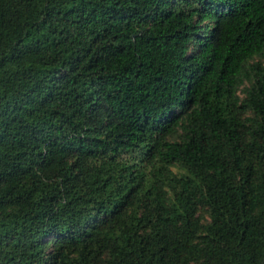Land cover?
<instances>
[{"label":"trees","instance_id":"16d2710c","mask_svg":"<svg viewBox=\"0 0 264 264\" xmlns=\"http://www.w3.org/2000/svg\"><path fill=\"white\" fill-rule=\"evenodd\" d=\"M0 264H264V0H0Z\"/></svg>","mask_w":264,"mask_h":264},{"label":"rangeland","instance_id":"374dc122","mask_svg":"<svg viewBox=\"0 0 264 264\" xmlns=\"http://www.w3.org/2000/svg\"><path fill=\"white\" fill-rule=\"evenodd\" d=\"M239 96L242 97V94L239 93ZM196 218H197L199 224H201V225H204V224H206L208 222L207 211H206V209L204 207H202V206H198L197 207V209H196ZM98 263H101V261L98 262Z\"/></svg>","mask_w":264,"mask_h":264}]
</instances>
